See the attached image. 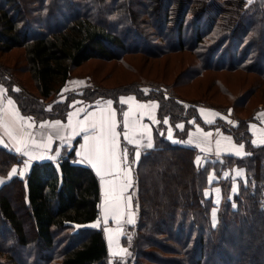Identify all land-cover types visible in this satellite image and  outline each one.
I'll return each mask as SVG.
<instances>
[{
	"label": "trees",
	"instance_id": "1",
	"mask_svg": "<svg viewBox=\"0 0 264 264\" xmlns=\"http://www.w3.org/2000/svg\"><path fill=\"white\" fill-rule=\"evenodd\" d=\"M55 14L62 15L61 23H50ZM171 33H176L177 41L170 39ZM17 46L26 48L38 94L18 82L11 67L1 64L0 83L20 111L36 121L66 120L78 97L92 104L110 98L122 118L125 106L119 98L124 94L156 100L159 121L155 147L142 152L134 169L138 214L136 223L127 229L130 234L121 239L131 251L125 262L115 258L111 263L102 228L82 226L99 217L101 183L92 167L78 162L77 138L71 148H63L58 162L37 161L25 177H13L0 187V264H234L227 262L228 250L234 248L229 231L248 243L255 240L251 231L257 222L261 226L257 235L264 234V144L253 143L249 127L264 106L240 118L236 105L243 99L220 79L217 83L232 97L231 105L188 100L176 95L172 85L156 80L108 89L93 75L73 74L75 67L95 56L120 61L130 52L165 55L187 50L196 58L179 84L208 70L253 71L264 78V0H0V51ZM74 77H87L91 84L80 94L73 91L52 103ZM143 84L153 87L149 94ZM201 105L224 112L231 109L238 126L222 119L205 123L198 112ZM166 118L174 128L185 121V130L178 132L183 138L191 118L206 129L222 127L245 144L248 154L223 155L202 166L197 162V148L167 139ZM122 143L128 152L133 149L127 141ZM22 162L20 154L0 146L1 175ZM233 167H244L247 180L240 181L239 192L231 195L233 180L222 174ZM211 172L220 178L219 207L213 196L206 195L212 185ZM216 206L215 225L212 209ZM247 254L237 263L249 264L252 256ZM253 261L263 264L255 257Z\"/></svg>",
	"mask_w": 264,
	"mask_h": 264
},
{
	"label": "rangeland",
	"instance_id": "2",
	"mask_svg": "<svg viewBox=\"0 0 264 264\" xmlns=\"http://www.w3.org/2000/svg\"><path fill=\"white\" fill-rule=\"evenodd\" d=\"M17 3L19 4L18 1ZM14 6L16 5L13 4L11 7ZM160 15L161 14L159 13L157 14V16H159L157 18V21L162 20V16L160 17ZM68 17L69 16L66 14L65 18ZM62 20L63 17L60 14H55L49 18L50 23H61ZM31 32L32 30H30V33ZM132 35H134V33ZM189 36H191V34H189L188 37ZM169 37L171 40L177 41L176 33H171ZM195 58L196 56L191 51L187 50L175 51L165 55H150L144 52H130L125 56L124 59L120 61L112 60L107 56H95L94 58L83 64L81 67H75L73 70V74L93 75L98 84L108 89H112L115 86L128 85L133 82L156 80L165 84L172 85L175 94L185 99H202L216 106L231 105L232 103H234L232 97L227 95V92L223 91L221 86L217 83V80L220 79L224 84L227 85V87H229V89L235 94V96L237 95L236 97L239 98V100L243 99V102H241V104L236 105V112L240 118L245 119L253 112V110H255L256 107L264 106V78H261L258 73L253 71L208 70L203 76L197 77L196 79L190 80L189 82L179 84V78H181L185 70L190 68L192 63H194ZM0 64L11 67L14 71L15 79L27 86V88L31 92L38 94V89L34 81V74L30 69V61L28 59L26 48L17 46L9 52L1 50ZM141 87L146 94H149V92H151L149 90L153 89L152 86L144 84L141 85ZM154 87L156 88L155 90H157L159 93L164 92L162 87ZM84 88L85 87L79 86L74 88L73 91H76L75 93L80 94L84 90ZM248 90L249 92H247ZM67 95L68 94L61 95L60 93L51 102H60L64 100ZM99 99L102 100L101 98ZM52 103L49 107H51ZM74 104H83L82 109L84 111H88L90 108L96 105L95 103L92 104L91 102L84 101L80 97L72 101V107L74 106ZM229 111L232 110L230 109ZM228 116L231 119L227 118L228 121L225 123L229 126L237 127L239 124L238 119L232 114H229ZM214 178L215 180L213 181ZM214 178L211 179V187L207 188L209 189V191H207V194H210L214 197L215 204L218 206L220 204L222 196L219 197V191L215 189L219 177ZM128 195H130L132 199L127 207H125L123 204L121 205L119 223H117L116 220L112 218V206L110 203H108L112 200V196L108 194L105 195L103 199L101 198L99 217L93 222L82 225L85 227L102 228L104 230L111 255V263H113L115 258L119 261L121 260L125 262L131 253L130 249L122 243L121 239L124 234H130L131 231L127 229L129 228V226L134 225L137 220L138 212L137 204L135 202L136 191L134 190L132 182L131 187L125 193V196ZM231 195H233L232 192ZM217 206L212 209V213H216L215 217H213L212 215V221L215 225L218 222L219 206ZM106 207L109 208L107 217L105 216ZM129 218L133 219L134 223H128ZM105 220H107V222H105ZM249 227H253V224H250ZM255 229V231H251L252 234H255V240H247L248 243H245L246 241H243L240 237H235L236 234L234 231H229L227 237L234 240V248H229L227 255H229L231 258H229L227 262L238 264V259L245 258L248 255L247 253H249L252 256V258H249L251 259L249 264H252L254 262V257L264 264V234L262 233V235H257V231L261 229V226L257 222L255 224ZM238 244L241 245L238 246ZM215 259L219 260V257L215 256L214 260ZM218 264L225 263L220 261ZM239 264L248 263L240 262Z\"/></svg>",
	"mask_w": 264,
	"mask_h": 264
},
{
	"label": "crops",
	"instance_id": "3",
	"mask_svg": "<svg viewBox=\"0 0 264 264\" xmlns=\"http://www.w3.org/2000/svg\"><path fill=\"white\" fill-rule=\"evenodd\" d=\"M90 84L91 82L87 77H74L63 87L61 95H66L70 92H73V89L79 86L86 88ZM65 89L67 90L65 91ZM0 92H2V94H0V146L6 147L8 150L20 154L23 158V162L21 164L14 165L7 175L0 174V187L13 177H25L29 173L31 166L37 161L54 160L55 162H58L63 148H71L77 138H80V142L76 151L77 160L78 162L83 160L84 157L78 155V153L82 151L80 145L83 143V136L91 135L92 131L89 130L88 132H81L79 136L69 139L68 137L71 136V128L69 127V124L72 126H77L78 124L83 123L85 119L90 117L93 112L97 113L98 118L101 113H107L109 107L115 110L117 123L116 131L121 134L118 140L120 147L117 150L122 160L121 168L124 170H127L129 167L131 168L128 179L131 178L130 180L132 183L134 180V169L138 165V161L142 152L146 149H150L147 147V144L152 143L153 147H155L156 140L154 131L158 122V102L155 100H141L138 99L134 94L121 95L119 101L122 106H125L122 110V118L120 117V112L116 108L112 99L101 98L102 100L98 99L95 101L94 103L96 105L90 108L88 111H84L82 109L83 104H74L66 120L48 119L44 121H36L33 117L27 116L20 111L16 101L11 96H9L5 86L1 83ZM130 97L133 99H128ZM124 99H128L127 104L121 102ZM9 100H11L13 103L9 104ZM108 101H111L112 104L108 105ZM141 104L148 105V107L141 108ZM125 112L129 114V128L127 131L132 137L133 143H129L127 140H125L123 135L126 130L124 127ZM198 112L199 116L205 123H209V121H211V123H215L218 119H222V121L227 122L228 119H231L228 116L231 114V111L224 112L211 106L201 105L198 107ZM56 121H60L63 125L64 139H61L57 135L56 129L50 126L54 125ZM165 121H167V123H164V125H166L164 132L166 133L167 139H169L174 144L197 148L199 150L197 162L202 166L208 160H220L223 155L242 157L248 154L245 144L237 142L233 134L226 132L222 127L206 129L200 124L196 123L194 118H191L189 120L191 127L187 136L183 138L178 132H183L185 130V121L178 122L176 128L170 124L168 118H166L164 122ZM140 125H144L146 127H140ZM179 125H183V128L178 127ZM249 127L252 133L253 143L255 145H263L264 107H261V109L257 111L254 119L249 121ZM77 130L79 129L77 128ZM49 138H51V143H49ZM123 140L127 141V144L133 149L129 150L128 152V150L124 148L125 146L122 143ZM217 141H219V143H217ZM42 144H47V150L41 147ZM241 145L243 146L242 148L240 147ZM17 148H19L21 151L17 152ZM125 152L127 153L126 158L124 156ZM237 152H239V155L236 154ZM24 153H28L29 155H25ZM137 153H139L138 157ZM40 155H42L43 158H33ZM82 164L92 167L86 162ZM25 165H27V167H25ZM13 169H16L15 175L12 174ZM94 171L100 179L101 198L103 199L106 193H108V185L104 183V180L112 179L113 177L104 176V179H102V174L98 173L96 169H94ZM237 171L242 172V175L237 176ZM214 177L218 178L214 172H211L209 176L210 182H212L211 179ZM222 177L232 178V193L234 195L237 194L239 190L240 181L246 180V169L244 167H233L231 169H226L223 171ZM214 180L215 178L213 181ZM219 180L220 178L218 181ZM215 189H219V197L222 196L220 186L216 184ZM207 191H209V189H206V193ZM207 196L211 195L207 194Z\"/></svg>",
	"mask_w": 264,
	"mask_h": 264
},
{
	"label": "snow or ice",
	"instance_id": "4",
	"mask_svg": "<svg viewBox=\"0 0 264 264\" xmlns=\"http://www.w3.org/2000/svg\"><path fill=\"white\" fill-rule=\"evenodd\" d=\"M67 89H65L66 91ZM2 94V92H0ZM133 99V98H128ZM128 99H124L121 102L124 104L128 103ZM9 104L13 103L11 100L8 101ZM112 102L108 101V105H111ZM141 108H146L148 105H140ZM129 114L127 112L124 113V127L125 132L123 133L125 140L129 143H133L132 137L129 135L127 129L129 128ZM167 123V121H165ZM211 123V121H209ZM51 127L56 129L57 135L64 139L63 132L64 128L60 121H56L54 125H50ZM43 127V125H42ZM71 128V136L68 137L69 139L74 138L75 136H79L81 132H88L89 130L92 131L91 135H84L83 136V143L80 145L82 151L78 153L84 157L81 160V163H88L90 164L98 173L102 174V179L104 176L113 177L112 179H105L104 183L108 185V193L112 196V200L108 203L111 204V212L113 213V217L117 223L120 221V214H121V205L123 204L127 207L131 202V196H125L127 190L131 187V181L128 179L131 168L129 167L127 170L121 168L122 160L120 155L118 154L117 150L119 149V137L120 133L116 131L117 123H116V113L115 110L110 108L108 109L107 113H101L100 116L97 118V113L93 112L90 117L85 119L83 123L78 124L77 126H72L69 124ZM140 127H146L144 125H140ZM178 127L183 128V125H179ZM77 128L79 130H77ZM210 135V133H209ZM171 138V137H170ZM49 143H51V138H49ZM219 143V141H217ZM45 150H47V144H42ZM148 148H152L153 144L148 143ZM243 147L242 145L240 146ZM17 152L21 150L19 148L16 149ZM25 155H29L28 153H24ZM239 155V152L236 153ZM127 153H124L126 158ZM139 153H137V157ZM34 159H41L43 158L42 155L33 157ZM27 167V165H25ZM12 174H16V169L12 170ZM237 176L242 175V172L237 171ZM217 191H219L217 189ZM207 195V193H206ZM218 203V201H217ZM109 213V208H105V216L107 217ZM213 217H215L216 213H212ZM107 222V220H105ZM128 223H134V220L129 218ZM111 231V230H109Z\"/></svg>",
	"mask_w": 264,
	"mask_h": 264
}]
</instances>
